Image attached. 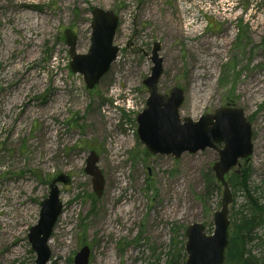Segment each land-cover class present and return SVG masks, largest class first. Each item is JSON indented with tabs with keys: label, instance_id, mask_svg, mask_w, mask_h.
I'll return each instance as SVG.
<instances>
[{
	"label": "rangeland",
	"instance_id": "obj_1",
	"mask_svg": "<svg viewBox=\"0 0 264 264\" xmlns=\"http://www.w3.org/2000/svg\"><path fill=\"white\" fill-rule=\"evenodd\" d=\"M94 7L118 16L119 52L88 89L69 69L63 31L77 35V53L87 52ZM154 42L162 58L158 89L182 88L181 118L234 105L251 123L253 151L227 174L230 183L247 174L245 189L229 184V233L250 211L247 197L264 203V0H0V264H35L27 235L59 173L70 183L58 184L63 207L46 264H74L84 244L88 264H163L172 239L184 244L192 222L212 232L222 198L211 168L217 152L150 155L136 132ZM91 150L105 181L100 197L84 171ZM108 203L132 214L105 222ZM252 237L248 247L264 264L257 245L264 224Z\"/></svg>",
	"mask_w": 264,
	"mask_h": 264
},
{
	"label": "water",
	"instance_id": "obj_2",
	"mask_svg": "<svg viewBox=\"0 0 264 264\" xmlns=\"http://www.w3.org/2000/svg\"><path fill=\"white\" fill-rule=\"evenodd\" d=\"M90 14V45L87 52L77 53V35L68 28L63 31L70 56L69 69L82 75L88 89H92L108 71L119 51L113 45L118 16L111 10L98 7L92 8ZM159 50V43L154 42L149 56L152 62L150 73L143 80L148 96L145 107L136 116V132L150 155H171L177 159L184 152L192 154L206 148L217 152L218 158L211 168L216 181L222 186V198L220 209L213 213L214 228L207 233L204 223L195 221L189 224L184 229V249L185 264H223L230 223L228 206L233 199L227 174L240 166V159L246 162L253 151L251 123L243 109L234 105L219 106L196 120L181 118L182 88L176 85L167 93L158 90V80L162 75ZM97 160V154L91 150L84 171L91 177L93 192L100 197L105 181ZM59 183L69 184L70 178L59 173L50 181L48 195L40 202L38 220L29 228L27 236L36 254L35 264H46L50 257L47 242L63 207ZM89 254V247L82 245L73 263L88 264Z\"/></svg>",
	"mask_w": 264,
	"mask_h": 264
},
{
	"label": "trees",
	"instance_id": "obj_3",
	"mask_svg": "<svg viewBox=\"0 0 264 264\" xmlns=\"http://www.w3.org/2000/svg\"><path fill=\"white\" fill-rule=\"evenodd\" d=\"M233 178H236L234 183H232ZM232 179L231 183L229 181L231 186L235 184L239 188L246 187L247 174L244 170L241 174L232 176ZM247 200L250 211L245 214L240 212L239 217L232 222L228 245L225 250L224 264H260L257 257L251 253L248 243L254 240V237H252L253 231L264 224V203L253 204L254 200L250 196L247 197ZM257 245L263 246L264 241L257 243ZM169 248L171 249H168L165 253L163 264H185L183 240L180 241L177 247L172 239Z\"/></svg>",
	"mask_w": 264,
	"mask_h": 264
},
{
	"label": "bare ground",
	"instance_id": "obj_4",
	"mask_svg": "<svg viewBox=\"0 0 264 264\" xmlns=\"http://www.w3.org/2000/svg\"><path fill=\"white\" fill-rule=\"evenodd\" d=\"M171 26L174 28L173 30H178V25L177 24H172ZM19 89H20V91H23L24 90V86L23 85L19 86ZM109 119H110L109 116H107L106 118H100L99 117V121L97 123L99 128H101L104 124H107L109 122ZM74 159H75L74 155H72V157L70 156V158H68V163L73 164L74 163ZM117 212H119L123 216H128L129 214H132L130 209L124 208L119 203L116 206L113 205V204L108 203L106 205V221L105 222L110 223L111 218L114 217V215H116ZM5 233L6 232L2 230V232H1L2 237L6 236ZM48 242H49V244L52 243V245H55V242L53 241L52 238H50V240Z\"/></svg>",
	"mask_w": 264,
	"mask_h": 264
}]
</instances>
